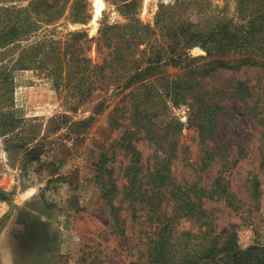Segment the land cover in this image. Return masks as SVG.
<instances>
[{
    "label": "rangeland",
    "instance_id": "1",
    "mask_svg": "<svg viewBox=\"0 0 264 264\" xmlns=\"http://www.w3.org/2000/svg\"><path fill=\"white\" fill-rule=\"evenodd\" d=\"M31 1L0 0V264H134L146 248L144 242L150 230L146 210L139 208L136 214L140 217L135 219L126 196L119 193L112 202L104 198L96 178L98 164L103 166V179L110 176L123 189L131 162L130 154L119 144L126 130H133V138H138L136 147L141 153L143 174L153 165L155 156H160L147 138H177L178 152L184 147L190 160L196 161L201 136L188 120V107L170 99L158 106L154 112L157 116L140 123L135 118L133 98H125L132 88L114 90V73L106 75L104 85L96 83L80 103L70 86L56 87V76L44 66L18 65L21 52L32 44L49 45L51 40L67 39L75 40L70 53L80 50L77 52L92 66L99 65L112 58L108 53L113 49L100 36L103 22L107 26L128 25L121 31L124 40L135 36L138 28L126 14L128 10L118 9L112 0H101L103 9L95 32L91 24L95 0H77L82 16L87 18L84 23L71 18L74 0L54 22L47 21L46 14L49 9L59 10L51 6L55 0H40L41 6L30 7ZM175 2L136 0L129 10L141 25L150 26L147 40L158 48L173 39L168 35V31L172 33V23L155 26L156 14L169 11ZM198 2L193 11L180 13V22L189 20L195 25L203 16L222 9L228 17L235 14L236 0ZM10 19L19 27L25 19L29 22L28 27L19 29L12 44L5 42ZM118 32L115 30L117 36L121 35ZM143 47L140 45V49ZM190 55L197 57L204 52L193 48ZM180 73L164 66L159 78L166 81ZM238 82H245L250 98L236 95ZM154 84L159 86L161 80ZM202 84L205 89L215 87L222 92L215 99L221 109L216 113L211 137L214 140L209 143L219 145L218 158L223 156L228 162L223 175L238 209L234 211L222 200L208 201L204 207L215 218L221 241L233 234L242 249L264 246V121L260 120L264 110V70H218ZM171 119L174 123L168 128ZM218 158L202 176L201 183L208 189L222 170ZM173 168L177 181L194 180L192 170L180 160H175ZM116 215L120 219L117 223ZM190 225L183 222L185 228ZM52 226L56 229L52 230Z\"/></svg>",
    "mask_w": 264,
    "mask_h": 264
},
{
    "label": "trees",
    "instance_id": "2",
    "mask_svg": "<svg viewBox=\"0 0 264 264\" xmlns=\"http://www.w3.org/2000/svg\"><path fill=\"white\" fill-rule=\"evenodd\" d=\"M39 1L32 0L28 6H41ZM112 1L119 5L118 9L128 10L125 13L132 21L135 20L138 28L134 29L135 36L124 40V32L121 31L128 25L107 26L105 22L102 23L100 36L107 40L108 48L111 45L113 48L108 53L112 57L109 60L92 66L89 59L77 52L80 50L69 52L75 40L69 42L67 39L64 42L51 40L49 45L36 42L21 52L17 64L22 67L36 63L44 66L56 76V87L70 86L80 103L91 94L96 83L104 85L106 75L114 73V90L132 88L125 98H133L135 118L140 123L157 116L155 110L159 105H165L166 99L175 104L182 103L190 110L188 120L201 136L198 160L191 161L184 147L178 152L177 138H147L150 143H154L160 156H155V162L143 174L141 153L136 147L138 138H133V130H126L119 144L131 156L126 173L127 185L119 189L110 176L103 179V166L98 164L96 178L102 186L104 198L112 202L119 193L126 196L135 219L140 217L136 214L139 208L146 210L150 230L144 242L145 252L134 264H264V246L252 245L242 249L233 234L221 241L215 218L204 207L208 201L222 200L234 211L238 209L235 197L228 191V180L223 175L228 162L223 156L218 158L221 150L219 145L209 143L214 140L211 137L214 135L216 113L221 109V104L215 99L222 92L215 87L205 89L202 84L205 78L218 70L235 71L252 67L264 70V0H236L235 14L231 17L222 9L216 14L203 16L201 23L195 25L189 20L180 22V13L193 11L198 7L199 0H176L169 11L156 14L155 26L172 23V27H169L172 33L168 31V35H171L173 42L160 48L147 40L152 30L150 26L141 25L130 14L129 10L136 0ZM69 2L55 0L51 6H54L53 9L59 7V10L49 9L47 21L54 22L62 17ZM70 9L73 22L86 21L77 0L72 2ZM175 15H178L177 20ZM10 22L5 42L12 44L19 36V29L28 27L29 22L25 19L20 27L12 23L11 19ZM114 29L119 30L121 35L117 36ZM139 31L141 33L137 34ZM111 32L113 34L108 36ZM135 37L138 41L134 40ZM140 45L144 47L140 49ZM193 48H199L204 55L191 56ZM164 66L175 68L181 73L163 81L164 77L159 78V75ZM159 80V86L154 84ZM104 88L108 89L109 83ZM235 93L237 96L243 94L245 99L250 98L245 82L236 84ZM260 113V120L264 121V110L261 109ZM173 121L171 119L167 123L168 128ZM216 158L222 163V170L208 189L201 183L202 176ZM175 160H180L185 168L192 170L194 180L177 181L173 168ZM115 220L116 223L120 220L117 215ZM183 222L191 225L185 228Z\"/></svg>",
    "mask_w": 264,
    "mask_h": 264
},
{
    "label": "bare ground",
    "instance_id": "3",
    "mask_svg": "<svg viewBox=\"0 0 264 264\" xmlns=\"http://www.w3.org/2000/svg\"><path fill=\"white\" fill-rule=\"evenodd\" d=\"M94 6H95V13H94V16L92 17V21H91L93 32H95V30H96L97 20L101 14L102 9H103V3L101 0H95Z\"/></svg>",
    "mask_w": 264,
    "mask_h": 264
},
{
    "label": "crops",
    "instance_id": "4",
    "mask_svg": "<svg viewBox=\"0 0 264 264\" xmlns=\"http://www.w3.org/2000/svg\"><path fill=\"white\" fill-rule=\"evenodd\" d=\"M46 217V216H45ZM48 218V217H47ZM47 224V223H46ZM48 227V226H47ZM56 229L54 226H52V230ZM48 234L50 233V228L47 229Z\"/></svg>",
    "mask_w": 264,
    "mask_h": 264
},
{
    "label": "water",
    "instance_id": "5",
    "mask_svg": "<svg viewBox=\"0 0 264 264\" xmlns=\"http://www.w3.org/2000/svg\"><path fill=\"white\" fill-rule=\"evenodd\" d=\"M13 208H11V210H12Z\"/></svg>",
    "mask_w": 264,
    "mask_h": 264
}]
</instances>
